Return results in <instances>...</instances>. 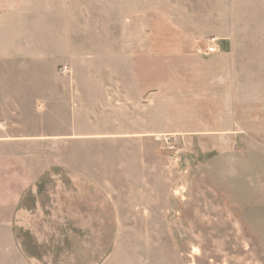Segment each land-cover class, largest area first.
Returning a JSON list of instances; mask_svg holds the SVG:
<instances>
[{
	"label": "rangeland",
	"instance_id": "374dc122",
	"mask_svg": "<svg viewBox=\"0 0 264 264\" xmlns=\"http://www.w3.org/2000/svg\"><path fill=\"white\" fill-rule=\"evenodd\" d=\"M13 163L32 264H264V0H0Z\"/></svg>",
	"mask_w": 264,
	"mask_h": 264
},
{
	"label": "crops",
	"instance_id": "0c3cea01",
	"mask_svg": "<svg viewBox=\"0 0 264 264\" xmlns=\"http://www.w3.org/2000/svg\"><path fill=\"white\" fill-rule=\"evenodd\" d=\"M3 172L5 179L0 172V264H32L28 249L32 237V205L27 197L30 196L32 185L38 183L36 179L32 180L30 167L13 163ZM38 246L40 250L41 246L44 247L41 243ZM40 255L39 252V259ZM37 263L47 264L40 261Z\"/></svg>",
	"mask_w": 264,
	"mask_h": 264
},
{
	"label": "built area",
	"instance_id": "2783aa9c",
	"mask_svg": "<svg viewBox=\"0 0 264 264\" xmlns=\"http://www.w3.org/2000/svg\"><path fill=\"white\" fill-rule=\"evenodd\" d=\"M216 38H210L204 46V50L207 52H213L216 50Z\"/></svg>",
	"mask_w": 264,
	"mask_h": 264
}]
</instances>
